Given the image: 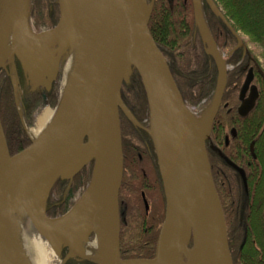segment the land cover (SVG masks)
Listing matches in <instances>:
<instances>
[{"label":"water","instance_id":"1","mask_svg":"<svg viewBox=\"0 0 264 264\" xmlns=\"http://www.w3.org/2000/svg\"><path fill=\"white\" fill-rule=\"evenodd\" d=\"M195 21L206 52L218 67V81L207 124L201 135L184 103L167 60L153 37L148 23L154 0H99V31L83 89L71 104L31 144L11 155L0 119V264H20V253L6 231L7 216L19 206L36 230L46 236L61 264L78 257L95 264H177L171 253L184 254L201 244V264H233L224 210L217 192L207 153L208 139L220 109L227 84L228 67L219 60L216 43L205 24L201 0H192ZM210 10L229 24L215 0H204ZM60 18L53 28L34 32L29 21L28 0H0V52L10 38L6 59L20 62L32 89L51 90L62 58L78 42L80 0H58ZM67 23L69 24L68 26ZM238 47L243 44L236 34ZM216 52L211 50V47ZM7 70V62L0 64ZM133 69L139 72L148 98L150 120L158 134L166 137L168 173L165 178L157 138L155 152L166 197L165 217L154 258L123 259L120 254L121 214L119 192L124 173L120 112L140 126L122 100L121 89ZM253 79L250 71L240 93L243 99ZM12 84L17 95V78ZM61 99L59 101L60 106ZM57 107V108H58ZM197 123V122H196ZM161 138V137H160ZM227 162L240 170L229 159ZM94 162L90 184L81 199L65 214L47 215V200L57 178L72 180ZM102 170L100 206L103 212L99 254L96 260L82 252L83 244L97 233L94 225L77 218L76 208L89 195ZM207 207L210 238L198 219V205ZM192 240V247L189 241ZM182 256V255H181ZM182 259V258H181ZM183 261V259H182Z\"/></svg>","mask_w":264,"mask_h":264},{"label":"trees","instance_id":"2","mask_svg":"<svg viewBox=\"0 0 264 264\" xmlns=\"http://www.w3.org/2000/svg\"><path fill=\"white\" fill-rule=\"evenodd\" d=\"M215 2L229 22L226 24L206 7V23L220 52L231 53L237 43L236 33L240 30L261 48L264 58V0ZM29 17L36 22L37 27L56 26L60 18L58 0H32ZM148 27L167 60L184 103L194 107L211 104L218 81V67L214 58L206 52L195 21L192 0H154ZM246 55L253 60L249 52ZM241 56V52H235L233 59H228L227 63L234 64ZM18 68L19 73L15 68L10 75L0 69V119L11 155L31 144L17 105L20 104L22 108L25 125L32 127L40 110L57 105L59 92L60 75L51 90L32 89L19 61ZM240 70L241 66H238L227 73L223 104L207 139L219 141L216 146H222L224 153L221 149L219 151L223 158L228 152V140L225 145L224 135L228 134L230 127L234 126L240 132L248 127L243 124L245 118L236 114V108L231 109L238 102V92H235L237 88L234 86L243 81L244 75ZM256 70L259 99L247 118L253 125L252 137L256 138L258 159L262 157L264 160V78L260 74L264 71L258 66ZM13 77L17 78V95L12 84ZM121 96L140 126L120 112L124 154V173L119 192L122 213L120 254L123 259H151L155 256L158 235L165 217L166 197L153 138L149 133L148 98L137 69H133L129 82L123 84ZM225 102L230 103L227 108L223 107ZM233 114L236 115L234 119L231 118ZM252 165L258 167V160H254ZM221 167L223 172L229 168L226 163ZM219 168L215 164L212 166V176L225 214L233 264H264V178L260 181L251 179L249 195L245 196L239 184L233 179L228 180L227 176L223 177ZM83 173L87 176L86 180H89L91 175L87 168ZM68 186V180L60 178L51 186L47 201V214L50 217L62 215L69 209L71 202ZM66 250L64 247V255ZM65 264L95 263L73 257Z\"/></svg>","mask_w":264,"mask_h":264},{"label":"bare ground","instance_id":"3","mask_svg":"<svg viewBox=\"0 0 264 264\" xmlns=\"http://www.w3.org/2000/svg\"><path fill=\"white\" fill-rule=\"evenodd\" d=\"M27 0H25L26 5ZM81 19L78 26L79 39L73 45L69 53L67 62L64 67L63 90L61 96L60 106L57 108L55 115L59 116L74 100L76 95L83 89L94 51V46L99 31V0H80ZM69 24L67 23L66 26ZM10 38L7 39L0 52V64H2L10 49ZM213 52L216 49L211 47ZM219 60L224 58L220 56ZM191 113V112H190ZM50 114V111H45L38 119L37 128L29 131L33 139L37 138L44 130L45 123ZM195 123L197 132L204 135L207 132V124L205 122ZM153 133L157 138V145L162 165V170L165 178L168 173V156H167V140L165 135L160 136L156 127L153 128ZM161 137V138H160ZM102 184V170L97 175L89 195L76 208L77 218L84 223H92L97 233V238L93 242H86L83 244L82 252L90 259L96 260L100 248V236L103 222V212L100 206V191ZM198 219L204 227L206 234L212 238V227L204 203L198 205ZM27 214L21 207L17 206L9 213L6 220L5 231L9 239L17 244L19 247L20 264H49V256L45 251L42 243H37L32 240L29 232L26 229L24 220ZM180 253V252H179ZM177 250L171 253L172 260L177 264H201V244L199 243L197 249L191 250L187 253L189 258L188 263L182 261L181 255Z\"/></svg>","mask_w":264,"mask_h":264},{"label":"flooded vegetation","instance_id":"4","mask_svg":"<svg viewBox=\"0 0 264 264\" xmlns=\"http://www.w3.org/2000/svg\"><path fill=\"white\" fill-rule=\"evenodd\" d=\"M201 7H202L203 18H204L205 24L207 25V23H206L207 22V16H206L207 8L206 7H208V5L205 3L204 0H201ZM237 45H238V41L235 45V48L231 51L230 54H225V53H223V54L226 56L225 62L229 66L228 71L235 69V67L241 66L240 72L244 75L243 81L241 83H236L234 86L235 88H237V89H235V92H238V102L236 103V105L231 107V109L236 108V114L238 116H242L243 117L242 119L245 118L243 124H244V126H248V127L242 129V132H240V130H238L234 126H232L228 130V134L224 135L225 136V138H224V144L225 145H226V142L228 140V144L226 145L228 152H227L225 158H223L224 156L221 154V152H218L212 146V145H216V143L219 141H216V140H209L208 141L207 140L206 142H207V152H208V157H209V160L211 163V168L214 164L216 166L220 167L219 169L222 172L221 174L223 175V177L227 176L228 178L227 177L226 178L228 180H231V179L235 180L239 184V186L243 189V191L245 192L244 193L245 196L246 195L248 196L249 195L248 185H249L250 180L251 179L252 180L258 179L260 181L264 178L263 177V175H264V160L262 157H261V159H258L256 150H255L256 138L252 137L254 134V133H252V130H253L252 126L253 125L251 122L249 123V121H248L249 118H247L250 116L255 105H257V102H258L257 99H259L258 98L259 92H258V87H257V83H256V81L259 80V79H257L258 76H257V70H256L258 63L254 59L252 60L251 57H249V59L247 58L246 54L248 53V50L246 49V46L244 43L239 47ZM205 49H206V45H205ZM235 52H237V53L241 52L242 53V56L240 57V59H238L236 61V63H234V64L227 63L228 59H231V58L233 59ZM15 68L18 69L17 72L19 73L18 60L16 59V57L12 58V59H8V61H7V73L9 75L14 73ZM250 71H252L253 79H252L251 83L249 84L248 89L246 90L245 96L243 97V99H241L240 93H241V90L244 86L245 81L247 80V77H248ZM260 74H262V78H264V73L262 71L260 72ZM227 78H228V76H227ZM222 104L223 103H221V105ZM229 104H230L229 102H225L223 107L227 108L229 106ZM231 109H229L228 112ZM234 116H236V115L233 114L231 118L234 119ZM233 121H235V120H233ZM248 123H249V125H248ZM229 136H231V137L228 139ZM217 146L219 149L222 148V146H220L219 144H217ZM222 152H223V150H222ZM226 158L229 159L233 164L237 165V167L239 169H242L244 174H242V172H240V170H238L235 167H233L232 165H230L227 162V160H225ZM254 160H258V164H259L258 167L252 165ZM225 163L229 166V168L223 172L221 170L222 169L221 166H222V164H225ZM86 168L88 171L93 169V162L89 163L86 167H84L77 175H75L73 177L72 180H68V182H69L68 196H69L70 202L75 199V197H74L75 194H77L79 191L83 190V188L85 190L87 188V186L89 185L90 179L88 180V184L86 185L85 182L87 181L86 180L87 176L83 173ZM256 174H258L257 177H256ZM90 175H91V173H90ZM83 186H86V187H83ZM83 193H84V191H83ZM83 193H82V196H83ZM246 199H247V197H245V200ZM70 205L73 206L72 204H70ZM71 206L69 207V209L71 208ZM119 208H120V201H119ZM120 214H122L121 210H120ZM90 240H94V234H92L90 236ZM190 246H192V242H191ZM84 260H87V259H84ZM87 261H90V260H87ZM90 262H92V261H90Z\"/></svg>","mask_w":264,"mask_h":264},{"label":"rangeland","instance_id":"5","mask_svg":"<svg viewBox=\"0 0 264 264\" xmlns=\"http://www.w3.org/2000/svg\"><path fill=\"white\" fill-rule=\"evenodd\" d=\"M32 0H28V6L30 8V3H31ZM44 2V0H43ZM47 2V1H46ZM41 12V11H40ZM42 13V12H41ZM30 21V20H29ZM36 22L34 23L33 19L30 21V25H31V28L34 32H39V31H43V30H46L47 28H49L47 25H42L39 27H37V25L35 26ZM35 27H37V31L35 30ZM237 35L240 37V39L242 40V42L245 44L246 46V49L248 50V52L252 55L253 59L258 63V66L264 71V58L262 57V54H261V48L255 44L254 42H252L250 40V38L244 34L242 31L238 30L237 31ZM71 52V49L68 50L67 54L62 58L61 60V65H60V79H59V84H58V98L60 100L61 96H62V90H63V80H64V67H65V64L67 62V59H68V56H69V53ZM226 54V53H225ZM222 57L226 58V56L224 54H221ZM5 61H7V59H5ZM229 67V66H228ZM59 105V102L57 103L56 106L54 107H51V106H46L44 107L42 110H40L36 116H35V120H34V125L32 127H26V133L29 137V139L32 141L33 137L30 135L29 131L34 129V128H37V124H38V119L39 117L47 110V111H50V114L46 120V123H45V128L48 127L53 119H54V116H55V113H56V110H57V107ZM187 106V105H186ZM188 110L191 112V115L193 117V119L197 122V123H200V122H205L206 124H208L209 122V117H210V114H211V110H212V103L211 104H207V105H202L201 107H194V106H187ZM17 109H18V112L21 116V118L24 120V116H23V112H22V108L20 106V104L17 105ZM44 128V129H45ZM152 128H153V124L152 122L150 121V126H149V131L152 133ZM206 145H207V142H206ZM214 149H216L217 151L219 150V148H217L218 146L216 145H212ZM212 148V149H213ZM220 152V151H218ZM88 171V170H87ZM91 173V176H90V180H89V184H90V181H91V177H92V172H93V169H91L89 171ZM86 185L88 184V180L85 182ZM89 186V185H88ZM87 186V188H88ZM83 187H86V186H83ZM86 188V189H87ZM86 189L84 190H81L79 191L77 194L74 195L75 199L71 201L70 204H72L73 206H71V209L74 207V205L81 199L82 197V193L83 191L85 192ZM84 194V193H83ZM69 202V201H68ZM74 203V204H73ZM24 223L26 225V229L27 231L29 232L30 236L32 237V240L37 242V243H42V245H44L45 247V251L47 252L48 256H49V259H48V262L49 264H61L62 263V259L63 257L65 256L63 253H62V256H59L55 249L53 248V246L51 245L50 241L48 240V238L46 236H43L42 234H40L36 228L34 227V225L32 224V222L30 221L29 217L27 216V218L24 220ZM91 242H93V240H91ZM192 242V241H191ZM14 244L16 245V247L19 249V247L17 246V244L14 242ZM182 256V259H183V262H187L186 258H185V255L184 254H181Z\"/></svg>","mask_w":264,"mask_h":264}]
</instances>
